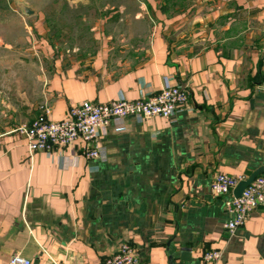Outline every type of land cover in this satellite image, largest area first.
<instances>
[{"label":"crops","instance_id":"crops-1","mask_svg":"<svg viewBox=\"0 0 264 264\" xmlns=\"http://www.w3.org/2000/svg\"><path fill=\"white\" fill-rule=\"evenodd\" d=\"M202 3L157 13L133 62L113 57L104 33L82 62L63 59L39 29L31 38L0 20V264L15 253L31 264H102L126 241L136 264H168L173 253L178 264H264V206L230 233L232 213L210 189L215 173L245 179L264 167V0ZM22 48L27 57L16 56ZM164 81L189 93L172 120L110 125L102 159L86 160L77 141L27 160L17 127L42 105L60 120L84 100H131ZM182 247L190 261L178 258ZM211 250L220 258L205 260Z\"/></svg>","mask_w":264,"mask_h":264},{"label":"built area","instance_id":"built-area-1","mask_svg":"<svg viewBox=\"0 0 264 264\" xmlns=\"http://www.w3.org/2000/svg\"><path fill=\"white\" fill-rule=\"evenodd\" d=\"M264 95V82L260 87ZM188 91L180 82H168L157 91L142 90L135 99H127L119 92L117 99L101 103L84 100L68 108L67 117L60 120L49 118L51 108L42 105V111L29 123L17 127L24 135L27 146V160L32 163L34 154L38 151L52 153L56 149L71 148L77 141L81 143L82 156L86 160L102 159V145L99 143L101 133L115 124V129L126 127L128 119L148 120L159 116L172 120L177 113L188 110ZM240 177L226 173H215L210 182L211 191L223 196L224 206L232 213L231 219L224 223V228L232 232L241 227L250 213L258 206H264V172L259 173L247 185L240 196L233 195V189ZM219 250L204 253L205 260L219 259ZM137 257L133 245L126 241L120 247L105 257L102 264H136ZM8 264H31V260L18 253L10 256Z\"/></svg>","mask_w":264,"mask_h":264},{"label":"rangeland","instance_id":"rangeland-1","mask_svg":"<svg viewBox=\"0 0 264 264\" xmlns=\"http://www.w3.org/2000/svg\"><path fill=\"white\" fill-rule=\"evenodd\" d=\"M205 1L209 0H6L2 6L0 0L6 10L0 20L13 32L30 29L31 38H37L39 29L63 59L82 62L91 60L104 33L110 37L112 56L133 62L146 53L157 13L186 14ZM16 56L28 55L22 48Z\"/></svg>","mask_w":264,"mask_h":264},{"label":"water","instance_id":"water-1","mask_svg":"<svg viewBox=\"0 0 264 264\" xmlns=\"http://www.w3.org/2000/svg\"><path fill=\"white\" fill-rule=\"evenodd\" d=\"M25 11L27 13H32L31 9L29 8H24ZM182 87H184V85L182 84ZM264 172V167H259L256 170H254L252 173H250V175L248 177H246L245 179H241L238 181L237 185L235 186V188L233 189V195L235 197H238L241 195L243 189L249 185L252 180L259 174ZM178 258L180 259V261H190L191 257H190V248L189 247H182L180 252H179V256ZM176 255L175 253L171 254L168 256V264H178L176 261Z\"/></svg>","mask_w":264,"mask_h":264}]
</instances>
